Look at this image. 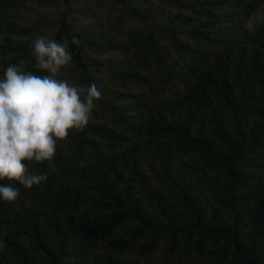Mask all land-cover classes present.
<instances>
[{
    "label": "trees",
    "instance_id": "trees-1",
    "mask_svg": "<svg viewBox=\"0 0 264 264\" xmlns=\"http://www.w3.org/2000/svg\"><path fill=\"white\" fill-rule=\"evenodd\" d=\"M94 1L126 25L106 46L81 0H38L21 26L0 0V78L47 74L45 36L73 56L56 78L102 93L51 161L23 162L46 181H0L20 189L0 199V264H264V0Z\"/></svg>",
    "mask_w": 264,
    "mask_h": 264
},
{
    "label": "clouds",
    "instance_id": "clouds-1",
    "mask_svg": "<svg viewBox=\"0 0 264 264\" xmlns=\"http://www.w3.org/2000/svg\"><path fill=\"white\" fill-rule=\"evenodd\" d=\"M71 44L79 46L78 36ZM38 75L10 64L0 78V181H16L25 189L40 185L48 173L29 172L24 161H51L57 142L72 130L82 131L92 118L102 93L95 83L76 86L57 79L61 68L71 64L69 41L45 36L32 44ZM20 189L0 184V199L14 202Z\"/></svg>",
    "mask_w": 264,
    "mask_h": 264
},
{
    "label": "rangeland",
    "instance_id": "rangeland-1",
    "mask_svg": "<svg viewBox=\"0 0 264 264\" xmlns=\"http://www.w3.org/2000/svg\"><path fill=\"white\" fill-rule=\"evenodd\" d=\"M38 0H26L25 6L20 8L21 3L18 5V8L13 12V21L16 23V25L21 26L25 21L22 18V12L27 9V7H30V11H31V15L35 16L36 15V9L38 8L39 4H37ZM85 3V13L89 16V15H93L95 14V20L97 25L100 27V29L102 30L99 33V36L96 38L97 41H99L98 45L101 46H106L107 43H109V36L110 34H112V32L115 29H123L124 27H126V25H121L120 22L117 19V12L113 11V9L115 7L112 6V4H102L99 5L97 4L94 0H81ZM82 6V5H80ZM27 11V10H26ZM25 11V12H26ZM116 16V17H115ZM83 18V17H82ZM100 21V22H98ZM101 22H105L104 26L102 27ZM130 26L134 27L135 26V22H130L129 23ZM113 25V27H112ZM110 44V43H109ZM93 49V48H91ZM95 56L96 58L99 60L100 62V74L102 75V77L104 79H106V84L107 86H110L111 82L110 80L111 75L107 73V69H106V65L103 64V59H104V55L100 52H95ZM68 68H70L71 70H73L72 68V64L67 65L65 68H63L62 70H60V72H63V70H68ZM139 69V68H138ZM63 74H65L63 72ZM150 202V201H149ZM147 209H153L154 206H148L146 205ZM124 264H136L135 259L130 257L129 255H127L126 258H124Z\"/></svg>",
    "mask_w": 264,
    "mask_h": 264
}]
</instances>
